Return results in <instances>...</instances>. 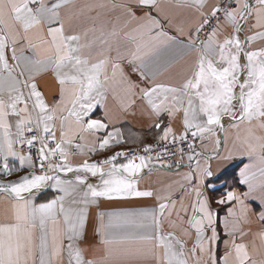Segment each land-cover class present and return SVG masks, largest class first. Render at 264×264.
<instances>
[{"label": "snow or ice", "instance_id": "snow-or-ice-1", "mask_svg": "<svg viewBox=\"0 0 264 264\" xmlns=\"http://www.w3.org/2000/svg\"><path fill=\"white\" fill-rule=\"evenodd\" d=\"M72 3L0 0V264H256L227 218L223 232L232 239L219 254L220 221L205 193L213 161L219 167L247 155L254 163L240 171L239 183L248 191L229 190L216 204H238L246 219L244 199L259 192L264 203V0H179L175 7L190 10L192 19L175 25L160 0H99L80 12L120 15L107 22L110 29L102 23L83 32L70 31L76 13L62 14ZM161 52L174 55L161 62ZM185 56L178 80L157 79ZM125 61L143 86L129 78ZM45 72L57 83L50 100L37 83ZM109 82L139 95L156 116L167 114V123L153 125L163 154L153 144H144L143 154L114 151L128 143L121 129L108 130L107 113L93 118ZM229 129L237 132L231 147ZM86 135L95 142L82 143ZM169 142L186 145L176 167L186 156L189 170L165 195L141 190L144 170L168 155ZM73 149L97 159L74 163ZM47 190L54 195L41 201ZM153 196L152 208L101 209L102 201ZM89 226L101 253L92 258L81 246ZM259 238L264 242V232Z\"/></svg>", "mask_w": 264, "mask_h": 264}, {"label": "crops", "instance_id": "crops-1", "mask_svg": "<svg viewBox=\"0 0 264 264\" xmlns=\"http://www.w3.org/2000/svg\"><path fill=\"white\" fill-rule=\"evenodd\" d=\"M99 0H73V3L69 5L68 9H64L62 14L68 11L76 13L73 17L70 31L73 32H83L92 27H99L102 23L107 24V27L110 29L111 24L107 23L108 21L115 22L116 17L120 15L121 10L115 9L113 11L107 12L105 14L97 16V13L100 10H93L89 12L87 9L83 13L80 12V9L87 4L96 3ZM104 2H116L119 3L121 0H104ZM179 0H160L164 11L172 18V24H178L181 21L188 22L192 19L190 10L177 8L175 5ZM210 3L214 0H209ZM139 14V13H138ZM155 14V13H154ZM161 23L164 28L169 32V34H175V28L170 26L168 21L161 17ZM91 38V33L89 34ZM30 54V53H29ZM174 54L172 52H161L160 61L169 59ZM190 60V57L185 56L180 59L178 62L173 63L166 71L157 77L159 80L163 81H176L179 79V73L183 66ZM155 64V61L153 62ZM124 67L129 78L136 82L140 83L143 86L142 81H140L139 75L132 71V66L124 62ZM37 83L40 87V90L45 94V96L50 100L57 91V83L54 76L45 72L37 77ZM105 100L102 105H97L93 110V118L104 119L105 114L107 113L108 120L110 121L111 128L118 127L121 129L124 134V139L128 143L121 145L115 150H125L128 148H134L143 146L149 142L155 141V136L157 134V129L154 128V124L163 120L165 123L168 122V117L166 113H162L159 117L153 114L148 107L146 101L142 100L139 95L128 96L122 85H118L112 82H109L105 86ZM135 100V103L130 107H125L128 104L129 100ZM173 127L179 131L180 130V120L173 121ZM241 136L245 135L244 129L241 128ZM259 134V133H258ZM101 135V134H97ZM223 136V133H220ZM237 135L236 130L229 129V147L232 145V141ZM95 137L87 136L85 141L82 143L92 144L95 142ZM73 151H75L73 149ZM111 154L109 151L100 154V157ZM99 157V158H100ZM97 156H88L80 155L79 153H73L71 159L74 163H79L84 159H96ZM180 161V160H179ZM187 158L185 157L182 162V166L179 169L175 166L171 168L168 167H159L153 166L151 172L148 169L144 170L143 179L140 181L139 187L141 190H152L154 193L165 195L169 190V186H172L173 189L178 188V183L181 181L182 174L187 172ZM216 161H213V170L214 175L210 178L209 183L207 184L206 195L212 199V207L215 213L218 216L220 221L218 231L220 232L221 240L218 244V252L220 255H223L225 251L224 241H231V237L225 236L223 232V221L227 218L230 224L235 223L239 231L235 237L237 243H244L248 246V251L252 255L253 259L256 261V264H264V242L259 238V234L264 232V220L260 218V213L264 211V203L260 200V193L256 192L244 199V205L247 210V217L245 219L244 213L241 210L240 205L231 203L218 205L216 200L223 196L227 191L234 190L241 194L248 191L247 185L240 184V171L250 163L254 161L250 160L247 155H235L233 159L217 166ZM258 167V161L255 162ZM255 171V168L253 169ZM71 178L72 174H68ZM15 178V175L12 179ZM54 193L51 190L45 191L40 200L43 201L47 198H51ZM243 198V197H242ZM187 203V199L185 201ZM157 201L155 196L153 197H142V198H129L126 200H113V201H102L101 209L105 211H132L142 208H152L156 206ZM232 208L235 215L228 216V209ZM3 197H0V220H3ZM91 212H96L97 209L95 206L90 208ZM240 232L245 233L241 236ZM99 237L94 235L93 229L91 226L88 227L86 232V237L82 243V247L88 249V257L99 256L101 253L97 250ZM189 246H191L189 244ZM150 264V262H147Z\"/></svg>", "mask_w": 264, "mask_h": 264}, {"label": "built area", "instance_id": "built-area-1", "mask_svg": "<svg viewBox=\"0 0 264 264\" xmlns=\"http://www.w3.org/2000/svg\"><path fill=\"white\" fill-rule=\"evenodd\" d=\"M147 144H153V145H155L157 151H159L161 154H163L164 151H165V144L164 143H160V142H157L155 140V141L149 142ZM179 147H185V149H186V145H173L172 143L169 142L167 144V152H168V155L164 156L163 157V160L160 161V162H155L154 161V166L161 167V163H171L172 166H175L176 165V162L180 160V154L178 152V148ZM142 148H143V146H139V147H134V148H128V149H125V150L126 151L136 150V151H140L141 154H143L142 153ZM33 153H35V149H33ZM73 153H76V152L73 151ZM152 155H153V157H155L156 152H153ZM100 158H103V157H100Z\"/></svg>", "mask_w": 264, "mask_h": 264}]
</instances>
